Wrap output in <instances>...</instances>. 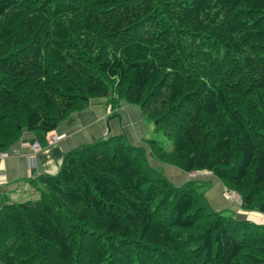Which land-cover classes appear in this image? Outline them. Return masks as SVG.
I'll use <instances>...</instances> for the list:
<instances>
[{"label":"trees","instance_id":"1","mask_svg":"<svg viewBox=\"0 0 264 264\" xmlns=\"http://www.w3.org/2000/svg\"><path fill=\"white\" fill-rule=\"evenodd\" d=\"M97 99L155 125L153 160L264 214V0H0V153ZM123 139L0 208V264H264V225L213 211Z\"/></svg>","mask_w":264,"mask_h":264},{"label":"crops","instance_id":"2","mask_svg":"<svg viewBox=\"0 0 264 264\" xmlns=\"http://www.w3.org/2000/svg\"><path fill=\"white\" fill-rule=\"evenodd\" d=\"M106 101L92 100L86 110L73 114L64 121L55 132L51 133L62 137L57 145L50 144V134L25 133L22 136L21 141L8 152V156L0 161V208L8 203L37 199L39 192L33 182L42 175L56 176L65 156L74 150L96 144L105 136L120 135L122 130L130 134V143L144 135L145 131H141V124H137L143 117L139 108L126 105V108L120 112L108 115L109 105ZM128 125H131V131ZM148 129H150L149 125ZM136 132L139 135H136ZM35 142L41 148L37 154L28 148L29 144ZM207 176L211 181L217 182L212 174L207 173ZM177 179V185H183L190 179L194 180V177L183 173L178 175ZM171 180L174 181L172 178ZM206 198L214 206L215 203L226 204L229 207L233 204L224 198L218 183L206 192Z\"/></svg>","mask_w":264,"mask_h":264},{"label":"rangeland","instance_id":"3","mask_svg":"<svg viewBox=\"0 0 264 264\" xmlns=\"http://www.w3.org/2000/svg\"><path fill=\"white\" fill-rule=\"evenodd\" d=\"M105 100H107V99H105ZM106 102H108V105H109V108H108V111H107L108 115L113 114V112L118 113L121 110L126 108V105H124L123 103L117 104L116 103L117 101H115V100H109L108 99ZM87 106L84 108V110H86ZM127 107H129V106H127ZM80 112H76V113H80ZM76 113H74V114H76ZM141 120L142 121H138L137 124L138 123L141 124L140 128H141V131H145L144 135L142 137L140 136L139 138H136L133 143L129 142L130 141V134L128 132H126V130H122L120 135L105 136L103 140H106L107 138L111 139V138L123 135L124 138H125V139H123L124 141L129 142L134 147H137V148H141L142 147V148H144L146 150L149 163L154 169H158L161 173H164V175L166 177H168L170 180L172 178L174 180L173 182H175L174 184H176V186H182V185H177L178 175L184 173L182 170H180V169H178V168H176L174 166L160 164L159 162H157V161L152 159V157H151V149H150L149 145L147 144V141L150 140V139H153V137H156L155 136V133H156L155 132V125L153 123H151L150 121H148L147 119H145L144 117H141ZM147 123H148L150 129H148ZM130 126L131 125H128V128L131 131L132 128ZM136 128H138V125H136ZM136 133H137L136 135H139L138 132H136ZM59 138H60L59 141L57 143H55V144H52V145H57L61 141L62 137H59ZM13 148H11L10 150H12ZM8 152L0 153V155L1 154L3 155V157L0 158V161L4 160L8 156ZM190 175H192L194 177V180H193V182H195L194 186L197 188L198 191L204 192L205 196H206V192L210 188H213L214 184L218 183V185L221 186V188H222L224 198L228 202L230 201L229 198L231 196L227 195L228 191H226V188L224 187V185L221 182H219L218 180H216L217 181L216 183L211 181L209 178H207L208 176H207L206 173H204V174L191 173ZM215 179H217V178H215ZM189 181L191 182L192 180L190 179ZM207 200H208V198H207ZM230 202L233 203L232 206H230V207L226 206V204H221V203H215V206L211 205L210 202L209 203H210L211 209L213 211H215V212H222V213H225L227 215L233 216L238 221H250V222L258 224V225H264V215L263 214H260L258 212L243 211L241 209V207H238L239 205L234 204L233 198L231 199ZM256 214H258L259 216L256 215Z\"/></svg>","mask_w":264,"mask_h":264},{"label":"built area","instance_id":"4","mask_svg":"<svg viewBox=\"0 0 264 264\" xmlns=\"http://www.w3.org/2000/svg\"><path fill=\"white\" fill-rule=\"evenodd\" d=\"M59 139L60 138L58 136L51 135V134L49 135V142H50L51 145L57 143L59 141ZM28 147L34 154H37V153H39L41 151V148H40V146H39V144L37 142L28 145ZM2 157H3V155L1 154L0 158H2ZM227 195L231 196L229 198L230 201L233 198L234 204H237L240 207L241 200H240V197L238 195H236L235 193H231V192H228Z\"/></svg>","mask_w":264,"mask_h":264}]
</instances>
